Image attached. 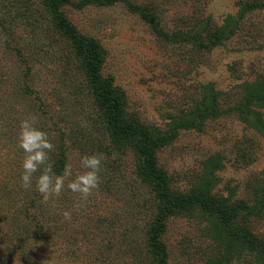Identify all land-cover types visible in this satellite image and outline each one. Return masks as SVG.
<instances>
[{"label": "rangeland", "instance_id": "obj_1", "mask_svg": "<svg viewBox=\"0 0 264 264\" xmlns=\"http://www.w3.org/2000/svg\"><path fill=\"white\" fill-rule=\"evenodd\" d=\"M61 10L99 41L101 78L124 117L160 141L171 194L200 193L227 212L195 202L164 215L135 139L112 134L46 1L0 0V240L35 232L11 264H161L154 236L167 264H264V0H68ZM33 116L56 145L57 175L70 164L74 179L84 155L103 154L86 201L68 180L47 202L39 174L21 186L19 126Z\"/></svg>", "mask_w": 264, "mask_h": 264}, {"label": "trees", "instance_id": "obj_2", "mask_svg": "<svg viewBox=\"0 0 264 264\" xmlns=\"http://www.w3.org/2000/svg\"><path fill=\"white\" fill-rule=\"evenodd\" d=\"M45 1L49 9L53 12L57 25L71 40L77 52L83 56L93 89L102 107L105 109L108 126L112 134L120 139H135L139 158L143 163L142 171L145 176L155 180L158 194L165 200L164 215L175 209L184 210L193 203L199 202L204 208L213 212H220L226 216V209L207 205L200 193L188 196L171 194L168 176L166 172L159 167L156 157V149L160 145V141L153 137L147 128L138 125L134 120H127L124 117V102L122 96L115 90L111 82L103 81L101 78L103 53L99 41L95 38H88L82 35L63 14L61 6L68 0ZM56 157H58V155ZM14 183L12 182L13 189L15 190ZM4 192L8 193L6 189ZM40 227L34 226L31 231H37ZM162 227H164V223L160 221L155 230L160 232ZM11 234L14 235H8L2 241L0 240V264H11L15 259H23L28 249L26 243L35 235V232H29L27 234L20 233L18 236V233ZM153 238L151 245L156 248L160 258L163 256V258L160 259L161 264H167L166 257L164 253H162L165 252V245L155 241V236ZM250 239L251 243H255L253 238ZM25 259H27V257Z\"/></svg>", "mask_w": 264, "mask_h": 264}, {"label": "clouds", "instance_id": "obj_3", "mask_svg": "<svg viewBox=\"0 0 264 264\" xmlns=\"http://www.w3.org/2000/svg\"><path fill=\"white\" fill-rule=\"evenodd\" d=\"M18 147L24 152L22 161L21 186L24 189L32 187L33 177L36 176V191L47 202L52 198H58L64 190L65 181L67 188L73 193H78L81 200L86 201L93 190L98 189L102 172L103 154L84 155L80 165L84 169L72 179V166L66 164L63 173L57 175L54 172L55 162L50 153L56 151V145L52 143L49 133L37 126L36 117H30L20 122ZM64 218L71 219V212L65 211Z\"/></svg>", "mask_w": 264, "mask_h": 264}]
</instances>
